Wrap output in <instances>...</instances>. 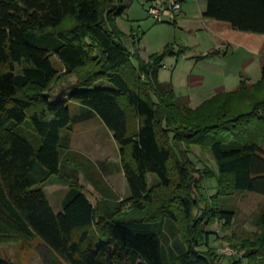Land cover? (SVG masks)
<instances>
[{"label": "trees", "instance_id": "16d2710c", "mask_svg": "<svg viewBox=\"0 0 264 264\" xmlns=\"http://www.w3.org/2000/svg\"><path fill=\"white\" fill-rule=\"evenodd\" d=\"M125 1L0 0V245L37 238L42 264H221L207 229L230 227L232 196L264 198V63L247 90L194 110L178 105L170 85L157 83L162 55L144 63L135 54L133 65L121 43L115 22ZM202 17L264 34V0H205ZM53 58L78 91L51 102ZM93 117L118 148L128 191L120 202L94 178L104 163L70 152L72 127ZM193 148L210 155L215 173L196 170ZM210 178L217 195L207 201L197 192ZM52 182L67 188L58 214L42 191ZM254 225L259 233L239 243L230 264H264V208ZM0 264L13 263L0 251Z\"/></svg>", "mask_w": 264, "mask_h": 264}, {"label": "rangeland", "instance_id": "374dc122", "mask_svg": "<svg viewBox=\"0 0 264 264\" xmlns=\"http://www.w3.org/2000/svg\"><path fill=\"white\" fill-rule=\"evenodd\" d=\"M125 2L130 3L129 7L115 22L123 37L121 43L131 58L137 54L144 63L153 56L162 55L157 68V83L170 85L176 104L194 110L207 101L238 91L241 86L247 90L260 82L264 34L237 32L225 24L203 20L201 13L205 0H182L181 9L184 8L185 12L182 18L179 15L181 13L174 18L175 23L168 22V12H164L161 23L148 17L147 9L151 4L158 5L157 0ZM224 47L230 48L233 53L229 58L224 57L223 51H220ZM131 62L136 64L134 58ZM51 65L58 75L45 95L51 102L65 100L71 93L78 91L75 87L76 78L64 74L54 58L51 59ZM68 108L71 115L78 113L75 105L70 104ZM70 140V152L77 156L78 161H89L96 168L104 163V171H94V178H102L104 187L112 190L119 202L126 198L128 191L124 178L116 168L119 164L118 148L99 119L93 117L85 123L74 125ZM190 159L196 170L206 168L215 173L216 167L209 154L193 148ZM61 173L65 177L70 175L66 168H61ZM154 180V176L147 175L148 187L152 186ZM78 183L87 199L93 205L96 204L97 192L92 190L82 176L78 177ZM59 185L52 182L42 188L54 214L61 213V202L67 193L66 186ZM197 194L207 201L215 198L216 179L210 178L201 183ZM226 207L234 211L230 227L224 230L222 224L216 222L207 229L210 234L208 245L218 255L221 264L236 262L242 255L236 250L239 243L259 233L254 221L258 212L264 208V198L252 194L235 195L227 200ZM38 244L37 238L32 241L18 240L0 245V251L13 264H42ZM224 249L234 251L236 256L220 255L219 251ZM242 264L248 263L243 261Z\"/></svg>", "mask_w": 264, "mask_h": 264}, {"label": "built area", "instance_id": "2783aa9c", "mask_svg": "<svg viewBox=\"0 0 264 264\" xmlns=\"http://www.w3.org/2000/svg\"><path fill=\"white\" fill-rule=\"evenodd\" d=\"M158 5H152L147 9V15L153 18L157 23L162 22V16L164 12H168L171 15L177 16L181 12L182 0H157ZM220 255L226 257H234L236 253L229 249L219 251Z\"/></svg>", "mask_w": 264, "mask_h": 264}, {"label": "crops", "instance_id": "0c3cea01", "mask_svg": "<svg viewBox=\"0 0 264 264\" xmlns=\"http://www.w3.org/2000/svg\"><path fill=\"white\" fill-rule=\"evenodd\" d=\"M147 1H154V0H147ZM151 5H154V4H151ZM182 11L180 12L181 14H179L180 16H181V18H182V14L185 12V10H184V8L183 9H181ZM204 10H205V7H204ZM204 10H203V12H204ZM203 12L201 13V15L203 14ZM175 17H177V16H174V15H168L167 16V20H168V22H173V23H175V20H174V18ZM203 18V17H202ZM203 20H206V19H204L203 18ZM226 25V24H225ZM230 30H232L228 25H226ZM220 51H223V56L224 57H230L231 56V54H233L232 53V51H231V49L230 48H228V47H224L223 49H220ZM262 63H264V56H262V58H261V64ZM233 83H235V81L233 82Z\"/></svg>", "mask_w": 264, "mask_h": 264}]
</instances>
